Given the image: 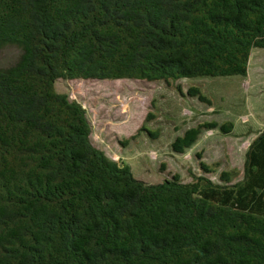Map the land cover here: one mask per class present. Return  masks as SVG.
Instances as JSON below:
<instances>
[{"label":"trees","instance_id":"1","mask_svg":"<svg viewBox=\"0 0 264 264\" xmlns=\"http://www.w3.org/2000/svg\"><path fill=\"white\" fill-rule=\"evenodd\" d=\"M6 45L20 53L0 68V264H264V130L239 181L200 162L189 183L147 184L92 145L85 109L55 89L244 78L264 50V0H0Z\"/></svg>","mask_w":264,"mask_h":264},{"label":"rangeland","instance_id":"2","mask_svg":"<svg viewBox=\"0 0 264 264\" xmlns=\"http://www.w3.org/2000/svg\"><path fill=\"white\" fill-rule=\"evenodd\" d=\"M19 53L16 46L0 47V68L14 62ZM189 88H197L210 105L188 97ZM55 89L85 109L92 145L119 165H127L136 179L147 184L174 174L189 183L191 174L201 173L200 162L212 167L206 176L213 182H218L222 171L231 170L237 173L233 182L239 181L247 148L264 130L262 49L251 52L244 78L184 79L170 84L133 79L58 80ZM209 123L217 127L202 128L184 153L172 151L177 137ZM227 123L232 127L224 134L219 126ZM143 126L156 137L140 131Z\"/></svg>","mask_w":264,"mask_h":264},{"label":"water","instance_id":"3","mask_svg":"<svg viewBox=\"0 0 264 264\" xmlns=\"http://www.w3.org/2000/svg\"><path fill=\"white\" fill-rule=\"evenodd\" d=\"M122 166V165H121Z\"/></svg>","mask_w":264,"mask_h":264}]
</instances>
